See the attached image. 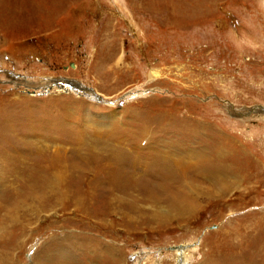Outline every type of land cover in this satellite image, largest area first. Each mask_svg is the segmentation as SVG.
I'll use <instances>...</instances> for the list:
<instances>
[{"label":"rangeland","instance_id":"rangeland-1","mask_svg":"<svg viewBox=\"0 0 264 264\" xmlns=\"http://www.w3.org/2000/svg\"><path fill=\"white\" fill-rule=\"evenodd\" d=\"M217 140L235 181L225 193L189 158ZM1 146L14 156L45 146L53 160L106 150L113 161L96 170L112 171L117 195L111 218L104 196L100 213L70 199L20 209L4 257L194 264L205 251L264 264V0H0ZM161 151L201 184L180 223L167 198L147 197L168 186L153 162Z\"/></svg>","mask_w":264,"mask_h":264},{"label":"bare ground","instance_id":"bare-ground-1","mask_svg":"<svg viewBox=\"0 0 264 264\" xmlns=\"http://www.w3.org/2000/svg\"><path fill=\"white\" fill-rule=\"evenodd\" d=\"M151 77L156 78L155 75H151ZM175 142L176 140L168 141L166 146L168 145V147L173 148L176 144ZM29 145L31 146V144ZM225 145L226 144H223L222 146L221 142L217 140L216 146L214 148L210 150L206 148L208 150L206 152L202 151L201 149L196 152L195 151L193 152L192 149L191 150L192 152L189 155V158L195 159L194 164H196L195 167L196 172L203 173L204 174L203 176L209 178L211 184H213L212 187L218 188L222 192L226 191V189L230 185H232V183H235V181H231L229 178V175L232 174L233 170L230 167L231 164L225 162V153H226V149H225L226 147L224 148ZM1 147L2 148H0V161H1L0 188L2 189L3 187V189L0 193V239L2 237V232L7 229L6 224L8 222L6 221H9L10 223L12 222L14 225H17L16 221L19 220L15 218L13 219V217H15L14 216L15 212L19 214V211H21L20 209H26L28 207L24 212L26 213L29 211L28 210L29 208L36 207L35 205L36 203H40L43 201L46 204L44 206H46L50 210H54L57 207L59 209H63L64 208L63 202L66 199L67 200L70 199L72 201L73 207L75 208L74 210L77 213L78 211L79 212L83 211L84 204L87 201L89 203V205L87 206L93 209L95 212L99 210L100 206H98L99 204L97 205V203H95L94 198L101 197L102 199L104 196L103 204L105 205L106 208L105 213H107V216H110V218L112 215H114L115 201L117 198L115 178L113 177V173L111 170H104V168L103 170L100 171L96 170V163L98 160L106 159L113 161L112 154H110L108 151L102 149L101 150L94 149V148L93 149L76 148L71 151V154H68L66 151L65 153H62V156L60 155V157H58V160H53V155H52L53 153L51 154L52 151L49 152V149L45 146L44 148L40 146L39 148L32 147L31 149L29 148L26 150H22L21 148L22 151L20 153L21 155L19 156H14L13 153L11 155L10 149L7 150L6 148H4V146ZM16 151L18 154L19 150L16 149ZM178 151H180V149ZM166 153L168 157L166 154H163L162 151H161V155L159 154L155 155L158 158L154 159L153 162L156 163L155 166L157 167L158 171L161 174H163V177L165 179L163 180L167 181V183L164 184L168 186L163 188L162 186H156L153 184L152 189L149 188V190L151 189V191L149 192V195L147 197L153 199L155 198V200L157 198L156 201H158L160 198H164V197L167 198L169 200L167 201V204L169 203L170 209L174 210V212L176 211V214L174 216H177V221L175 222L180 223L179 220L183 219L182 216L186 211L185 209L186 205L183 204V201L189 203L191 207V203L195 199L194 196V194L196 193L195 190L199 191L198 186L201 184L193 183L194 182L193 180H189L186 177L180 178V176H177L176 172L174 171V166H173L174 162L173 160H168L170 159V155L168 154V152ZM119 180L122 183V180L121 179ZM119 180L117 182H119ZM237 181L238 180H236V182ZM120 190L122 191V189ZM124 192L125 191H123V193ZM208 193H210V191L207 189V191H205V194ZM91 201H93V204L90 203ZM28 202L30 203L27 204ZM190 207H188V209ZM168 217L169 216H167L166 219ZM106 221H108V218H106ZM106 221L104 220L105 223ZM13 224L11 225L13 226ZM203 241L200 245V248L204 243ZM15 247L16 248L20 247L19 241L14 245H12V248ZM201 254H202L201 260L194 264H239V263L242 264L240 261L241 257L238 258L233 254L231 255L223 254L222 256H220L219 254H214V253L209 254L205 251H202ZM122 259L115 261L112 260L111 264H129L128 262H125V260H123L122 263ZM0 264H20V263L19 260L12 257V255L11 257L8 256L4 257L2 246L0 245ZM39 264H49V263H39Z\"/></svg>","mask_w":264,"mask_h":264}]
</instances>
